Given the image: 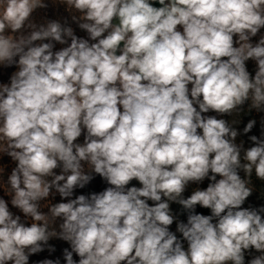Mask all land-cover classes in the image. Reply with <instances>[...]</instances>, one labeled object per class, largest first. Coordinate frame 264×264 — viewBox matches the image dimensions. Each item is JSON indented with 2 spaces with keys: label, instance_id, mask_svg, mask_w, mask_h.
<instances>
[{
  "label": "clouds",
  "instance_id": "9594fccd",
  "mask_svg": "<svg viewBox=\"0 0 264 264\" xmlns=\"http://www.w3.org/2000/svg\"><path fill=\"white\" fill-rule=\"evenodd\" d=\"M57 4L88 39L60 20L37 23L44 0H0V66L18 69L0 84V154L15 162L0 181L24 217L0 197V264H29L52 238L69 243L66 264H245L252 249L248 264H264V207H243L253 174L264 182V139L244 148L237 121L217 118L264 111V36L251 43L264 0ZM95 175L108 186L73 198Z\"/></svg>",
  "mask_w": 264,
  "mask_h": 264
},
{
  "label": "trees",
  "instance_id": "16d2710c",
  "mask_svg": "<svg viewBox=\"0 0 264 264\" xmlns=\"http://www.w3.org/2000/svg\"><path fill=\"white\" fill-rule=\"evenodd\" d=\"M64 10V14L66 16V18L70 19L71 21V14L72 15H78L77 13H75L74 11H71V14L66 10L65 7H63ZM54 14V13H52ZM54 15L51 17V19H54ZM83 32V36L82 38L84 39H88V35L86 33V31H82ZM261 36H264V28H262L259 33L257 34V36L252 37L251 38V43L255 44L258 42V40L260 39ZM91 42V41H90ZM55 49V48H54ZM246 66L250 72V74L252 76L255 75V71H256V64L254 61L249 60L246 62ZM11 70L16 69L15 66L10 67ZM10 82V81H9ZM205 115H217L214 112H209ZM217 118H224L226 120H228L229 122L236 120L237 123H235L233 125V127L238 131V136L236 138V142L238 144L243 143L244 148H248L253 146L252 141L250 140V137L255 135L260 139H264V111H256L255 109L248 111V105L245 104L243 106V110L240 112L239 115H232V116H223L220 117L219 115H217ZM251 120H255V125L252 128V130L248 133H244L243 129L246 127L247 123ZM79 142H83V136H81L79 138ZM0 164L5 166V171H4V176L3 179L6 182L7 181V177L8 175H10L11 172V165H13L15 167V162H13L11 160V158L6 155V154H0ZM90 166H86L85 170H89ZM59 173V169L56 170ZM241 177H244V173L243 171L240 172ZM219 178V177H218ZM210 181L205 179L202 183L200 184H194V183H190L189 186L187 187L186 191L184 192V197L187 198L188 196L191 195L192 191L199 187L200 189H205L208 185ZM108 185L106 184V182L98 175L94 176V179L87 184L83 189L77 188L74 192L73 198H75V196L77 195H89L93 192H100L102 190H104ZM130 186H137L139 187L140 184L138 181L133 180L130 182ZM253 186V192L252 195L250 197L247 198V200L245 201V204L243 205V207L246 208H255V209H259L261 207H264V182L257 180L255 178V175L253 174L252 177V185ZM0 191L1 194L0 196L3 198H7L8 196L5 194V192H8V186L3 183L2 181H0ZM5 191V192H4ZM10 198V197H8ZM50 199H52L53 203L56 202H61V197L59 196L58 193L53 194V197H50ZM66 202V201H64ZM153 202L149 201V204L151 205ZM42 207H46V206H42ZM171 210L173 215L176 217V221L177 222H187V211L178 203H171L170 205ZM42 211L47 212L48 209L47 208H43ZM196 213L199 214H204V215H209L210 214V209H206V208H202L199 205L196 206L195 209ZM262 215H264V213H262ZM24 219V218H23ZM170 230L175 232V234L177 235L178 238H182V234H180L179 232L176 231V222L173 223V225L170 226ZM54 240H56L55 238H53ZM52 247L56 248V253L58 254V257L56 258V260L60 261V264H66V261L64 260V256H63V251L64 249H70V245L69 243H65L62 246L56 245L55 242H52ZM187 247V244L185 242V248ZM260 255V253L256 252L254 249L247 251L245 253V264H248V262L255 256ZM73 258L75 260H78L79 258L73 254ZM55 260V261H56Z\"/></svg>",
  "mask_w": 264,
  "mask_h": 264
},
{
  "label": "rangeland",
  "instance_id": "374dc122",
  "mask_svg": "<svg viewBox=\"0 0 264 264\" xmlns=\"http://www.w3.org/2000/svg\"><path fill=\"white\" fill-rule=\"evenodd\" d=\"M44 2L47 4L46 8H40L37 9L35 12H33L32 14V18L37 22L40 23L42 22L44 19H49V20H60L62 24L66 23V26H70L73 28L74 30V34L77 35L78 37L82 38L83 36V30H81L78 27V24L74 21H71L70 19L66 18L65 14H64V10L63 7H65L64 5L61 4H57V0H44ZM54 13V14H52ZM55 16L54 19H51L52 16ZM48 42V41H45ZM55 43V42H54ZM70 43V40H69ZM67 45H60L58 43H55V49L54 50H59L62 47H65ZM18 69H14L11 70L10 67H5V66H0V84H7L10 83V77L12 75L13 72L17 71ZM0 167H3L5 170V166L0 164ZM14 166L11 165V169H13ZM1 194V191H0ZM1 197V196H0ZM7 201H9V208L10 210L15 214V215H21V218L23 220V214L19 211V209L14 208L11 206L10 204V198H4ZM56 240H54L53 238L49 240L48 245H46L44 247V250L33 254L29 257V264H41L42 261L46 260V259H51L53 261L56 260V258L58 257V254L56 253V248L52 247V242H55L56 245L62 246L65 243H68L64 240H61L59 238H55ZM49 247H51L52 249H54V251H50Z\"/></svg>",
  "mask_w": 264,
  "mask_h": 264
},
{
  "label": "crops",
  "instance_id": "0c3cea01",
  "mask_svg": "<svg viewBox=\"0 0 264 264\" xmlns=\"http://www.w3.org/2000/svg\"><path fill=\"white\" fill-rule=\"evenodd\" d=\"M156 6H159V5H156Z\"/></svg>",
  "mask_w": 264,
  "mask_h": 264
}]
</instances>
